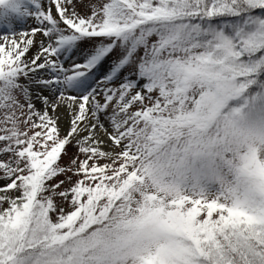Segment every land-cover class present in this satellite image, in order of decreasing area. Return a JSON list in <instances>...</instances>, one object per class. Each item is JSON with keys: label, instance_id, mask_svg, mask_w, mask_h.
<instances>
[{"label": "snow or ice", "instance_id": "obj_1", "mask_svg": "<svg viewBox=\"0 0 264 264\" xmlns=\"http://www.w3.org/2000/svg\"><path fill=\"white\" fill-rule=\"evenodd\" d=\"M169 82L264 141V0H0V264H264L254 150L230 202L171 198L183 228L128 215L138 122Z\"/></svg>", "mask_w": 264, "mask_h": 264}, {"label": "clouds", "instance_id": "obj_2", "mask_svg": "<svg viewBox=\"0 0 264 264\" xmlns=\"http://www.w3.org/2000/svg\"><path fill=\"white\" fill-rule=\"evenodd\" d=\"M192 119L194 127L190 129V134L175 144V151L166 145L151 158L141 160L143 167H151L138 190L143 193L155 183L163 189L166 198L183 192L202 191L204 195L230 202L248 179L240 172L243 156L255 150L264 159V141L241 135L239 129L230 126L226 117L215 120L204 108L194 111ZM140 204L136 202L128 215L135 216ZM117 236L114 231L106 233V238L110 240ZM127 264H135V260L129 257Z\"/></svg>", "mask_w": 264, "mask_h": 264}, {"label": "rangeland", "instance_id": "obj_3", "mask_svg": "<svg viewBox=\"0 0 264 264\" xmlns=\"http://www.w3.org/2000/svg\"><path fill=\"white\" fill-rule=\"evenodd\" d=\"M199 99L198 93H186L176 94L173 89L171 82H169L167 88H160L156 90V96L151 102V108L146 113L148 116L147 122L144 121V117H141V121L138 122L137 131L140 134V139L137 144L141 148V154L139 159L135 161V172L139 175L129 176L130 181L129 187L132 191L129 193L131 196L130 207H135L136 202L153 205V213L158 217L169 216L173 222V226L176 228H183L185 226L182 217L174 214L169 215L171 212V198H166L163 195V189L153 183L150 190L141 193L138 187L142 185L146 179L147 173L141 169V160L144 158H151L155 153L159 152L160 149L166 145L170 146L175 151V144L185 137L186 134H190V129L194 127L193 123V112L196 111V100ZM205 111L214 117L215 120L224 119L228 113V109L225 108L219 113H216L211 106H202ZM155 122V125H154ZM159 132L161 146L159 151L149 155L144 153L143 149L145 144L148 143V137L153 135V130ZM253 156L258 165V171H264V159H261L257 152L253 151ZM128 163H132L129 160Z\"/></svg>", "mask_w": 264, "mask_h": 264}, {"label": "trees", "instance_id": "obj_4", "mask_svg": "<svg viewBox=\"0 0 264 264\" xmlns=\"http://www.w3.org/2000/svg\"><path fill=\"white\" fill-rule=\"evenodd\" d=\"M151 111V110H150Z\"/></svg>", "mask_w": 264, "mask_h": 264}]
</instances>
